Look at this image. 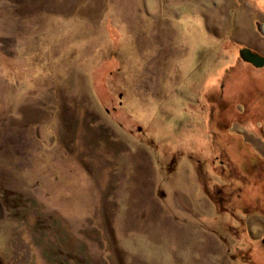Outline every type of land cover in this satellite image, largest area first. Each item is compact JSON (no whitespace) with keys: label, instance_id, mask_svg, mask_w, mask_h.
Segmentation results:
<instances>
[{"label":"rangeland","instance_id":"1","mask_svg":"<svg viewBox=\"0 0 264 264\" xmlns=\"http://www.w3.org/2000/svg\"><path fill=\"white\" fill-rule=\"evenodd\" d=\"M264 0H0V264H264Z\"/></svg>","mask_w":264,"mask_h":264},{"label":"water","instance_id":"2","mask_svg":"<svg viewBox=\"0 0 264 264\" xmlns=\"http://www.w3.org/2000/svg\"><path fill=\"white\" fill-rule=\"evenodd\" d=\"M240 55L242 59L250 61L257 66L264 65V56L260 55L259 53L253 51L252 49L248 47H244L240 51Z\"/></svg>","mask_w":264,"mask_h":264}]
</instances>
